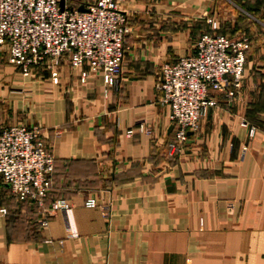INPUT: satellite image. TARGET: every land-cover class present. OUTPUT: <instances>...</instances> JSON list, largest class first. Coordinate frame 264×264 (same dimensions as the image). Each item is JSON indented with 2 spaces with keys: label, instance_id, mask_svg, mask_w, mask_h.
I'll return each mask as SVG.
<instances>
[{
  "label": "crops",
  "instance_id": "0c3cea01",
  "mask_svg": "<svg viewBox=\"0 0 264 264\" xmlns=\"http://www.w3.org/2000/svg\"><path fill=\"white\" fill-rule=\"evenodd\" d=\"M215 1H122L130 33L112 85L80 83L66 64L57 85L25 78L0 48V131L38 129L54 158L51 196L71 207L26 235L0 190V264H264V45L246 56L239 94L215 95L182 153L165 154L174 130L158 72L193 54Z\"/></svg>",
  "mask_w": 264,
  "mask_h": 264
},
{
  "label": "built area",
  "instance_id": "2783aa9c",
  "mask_svg": "<svg viewBox=\"0 0 264 264\" xmlns=\"http://www.w3.org/2000/svg\"><path fill=\"white\" fill-rule=\"evenodd\" d=\"M122 1L0 0V48L6 49V64L25 78L48 73L53 85L58 84L63 64L78 72L80 83L96 75L105 85L116 83L130 33L129 17L119 9ZM207 23L210 30L196 41L193 54L164 64L158 72L159 102L167 107L174 130L166 145L168 158L182 153L187 133L197 132L216 105L215 95L232 100L242 88L247 40L219 34L212 19ZM241 126L252 139L256 129L245 121ZM138 131L149 133L143 126ZM53 165L50 146L36 127L1 129L0 177L18 200L36 207L40 228L47 227L52 213L62 212L68 219L71 211L65 199H50ZM84 206L98 207L94 199H87Z\"/></svg>",
  "mask_w": 264,
  "mask_h": 264
},
{
  "label": "rangeland",
  "instance_id": "374dc122",
  "mask_svg": "<svg viewBox=\"0 0 264 264\" xmlns=\"http://www.w3.org/2000/svg\"><path fill=\"white\" fill-rule=\"evenodd\" d=\"M214 3L215 13L212 20L218 23L219 34L232 39H246L248 43L246 56L258 44L264 45V0H216ZM208 20L206 19V22ZM0 190L4 193V201L11 206V210L8 211L11 213L12 225L23 234L35 235L40 229L36 207L18 200L10 191ZM8 211L5 210L4 215Z\"/></svg>",
  "mask_w": 264,
  "mask_h": 264
},
{
  "label": "water",
  "instance_id": "95a60500",
  "mask_svg": "<svg viewBox=\"0 0 264 264\" xmlns=\"http://www.w3.org/2000/svg\"><path fill=\"white\" fill-rule=\"evenodd\" d=\"M61 5H62V3H61ZM79 10L81 11V10H82V8H80ZM191 135H192V133H191V132H188V133H187V136H188V137H190Z\"/></svg>",
  "mask_w": 264,
  "mask_h": 264
},
{
  "label": "trees",
  "instance_id": "16d2710c",
  "mask_svg": "<svg viewBox=\"0 0 264 264\" xmlns=\"http://www.w3.org/2000/svg\"><path fill=\"white\" fill-rule=\"evenodd\" d=\"M52 190H53V188H52ZM52 190H51V192H50V199H53V197L51 196ZM56 198H57V197H56Z\"/></svg>",
  "mask_w": 264,
  "mask_h": 264
}]
</instances>
